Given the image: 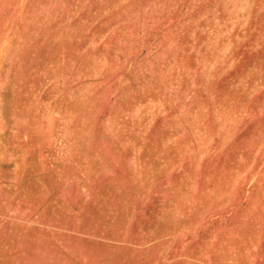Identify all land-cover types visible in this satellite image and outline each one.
I'll list each match as a JSON object with an SVG mask.
<instances>
[{
    "label": "rangeland",
    "instance_id": "rangeland-1",
    "mask_svg": "<svg viewBox=\"0 0 264 264\" xmlns=\"http://www.w3.org/2000/svg\"><path fill=\"white\" fill-rule=\"evenodd\" d=\"M0 264H264V0H0Z\"/></svg>",
    "mask_w": 264,
    "mask_h": 264
}]
</instances>
